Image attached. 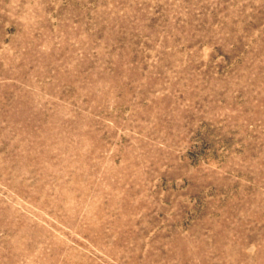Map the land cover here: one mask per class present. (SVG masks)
Here are the masks:
<instances>
[{"label": "rangeland", "instance_id": "374dc122", "mask_svg": "<svg viewBox=\"0 0 264 264\" xmlns=\"http://www.w3.org/2000/svg\"><path fill=\"white\" fill-rule=\"evenodd\" d=\"M0 264H264V0H0Z\"/></svg>", "mask_w": 264, "mask_h": 264}]
</instances>
